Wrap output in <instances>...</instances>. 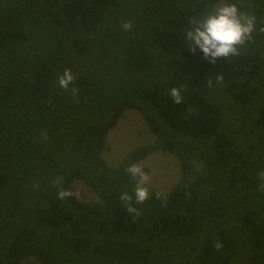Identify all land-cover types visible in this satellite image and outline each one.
<instances>
[{
  "label": "trees",
  "instance_id": "16d2710c",
  "mask_svg": "<svg viewBox=\"0 0 264 264\" xmlns=\"http://www.w3.org/2000/svg\"><path fill=\"white\" fill-rule=\"evenodd\" d=\"M223 3L254 15L255 31L213 64L186 32ZM261 29L264 0H0V264H264ZM65 69L75 97L58 84ZM129 109L153 139L110 164ZM155 152L180 178L136 204L125 169ZM58 179L92 198L59 199Z\"/></svg>",
  "mask_w": 264,
  "mask_h": 264
},
{
  "label": "clouds",
  "instance_id": "9594fccd",
  "mask_svg": "<svg viewBox=\"0 0 264 264\" xmlns=\"http://www.w3.org/2000/svg\"><path fill=\"white\" fill-rule=\"evenodd\" d=\"M256 18L254 15L241 12L236 4L223 3L213 12L194 21V26L186 32V39L190 42L189 46L195 53L199 49L203 53L204 59L210 63H215L220 58L238 56L239 46H243L250 41L255 31ZM133 27L131 21H125L121 28L124 31H130ZM264 31V29H261ZM75 80L71 69H65L58 79L59 86L65 91H70L73 97L78 95V89L71 87ZM217 83H222L223 76H216ZM209 87L212 86V79L207 82ZM185 85L180 88H171L169 94L174 103L182 102V90H186ZM191 114V113H189ZM47 139L46 135L44 136ZM125 171L135 180L134 199L136 204H142L150 197V176L139 164H132ZM259 179L264 181V171L259 173ZM62 181L58 179L55 184L59 191L57 196L63 200L74 196L72 190H66L61 187ZM260 190L264 191V183L260 185ZM159 197V194H157ZM121 202L127 203V212L139 215L136 207L133 206V196L124 193L119 197ZM215 248L219 251L222 244L217 242Z\"/></svg>",
  "mask_w": 264,
  "mask_h": 264
},
{
  "label": "rangeland",
  "instance_id": "374dc122",
  "mask_svg": "<svg viewBox=\"0 0 264 264\" xmlns=\"http://www.w3.org/2000/svg\"><path fill=\"white\" fill-rule=\"evenodd\" d=\"M152 139L153 134L146 125L142 115L135 110L129 109L109 134V147L105 153V159L110 164H116L133 148L149 143ZM139 165L150 176L148 185L150 191L153 188L168 191L180 178L178 160L170 154L155 152L142 160ZM74 188L80 200L88 201L92 198V191L85 183L77 182L74 184ZM24 264H33V261L32 259L26 260Z\"/></svg>",
  "mask_w": 264,
  "mask_h": 264
}]
</instances>
